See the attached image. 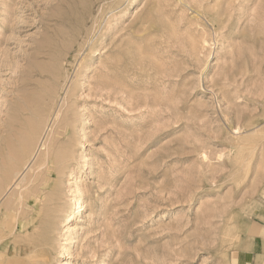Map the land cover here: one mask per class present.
<instances>
[{
	"label": "rangeland",
	"instance_id": "374dc122",
	"mask_svg": "<svg viewBox=\"0 0 264 264\" xmlns=\"http://www.w3.org/2000/svg\"><path fill=\"white\" fill-rule=\"evenodd\" d=\"M0 232V264H264V0H0Z\"/></svg>",
	"mask_w": 264,
	"mask_h": 264
},
{
	"label": "bare ground",
	"instance_id": "6f19581e",
	"mask_svg": "<svg viewBox=\"0 0 264 264\" xmlns=\"http://www.w3.org/2000/svg\"><path fill=\"white\" fill-rule=\"evenodd\" d=\"M47 95H49V94L47 93ZM37 105H38V104H37ZM34 123H35V122H34ZM32 124H33V122H32ZM41 130H42V129H41V125L38 124V125L34 126V129H32V133H34V134H36V135H39L40 132H41ZM66 130H67V129H66ZM60 136H61V135H60ZM59 141H60V140H59ZM54 144H55V143H54ZM8 145H10V144H8ZM49 145H50V144H49ZM32 146H33V143H32ZM44 146H45V145H44ZM50 147H51V146H50ZM20 148H21V147H20ZM16 151H17V150H16ZM48 151L50 152V150H48ZM48 151H47L46 153H47L48 161L50 162L49 164H51V163H53V162H54V164H55L56 162H61V161H62L61 158H59L57 155H56V156L50 155V154H52V153H51L52 151H51L50 153H49ZM54 152H55V151H54ZM48 153H49V154H48ZM56 154H57V153H56ZM28 157H29V156H28ZM44 157H45V156H44ZM2 158H3V157H2ZM30 158H31V157H30ZM58 159H60V160L57 161ZM62 159H64V158H62ZM65 159H66V158H65ZM45 161H46V160H45ZM55 161H56V162H55ZM24 162H25V161H24ZM40 162H41V161H40ZM25 163H27V162H25ZM63 163H64V162H63ZM40 164H41V163H40ZM43 164H45V163H43ZM47 164H48V163H47ZM58 164H59V163H57V166H58ZM41 165H42V164H41ZM41 165H40V166H41ZM52 165H53V164H52ZM64 165H65V164H64ZM54 166H55V165H54ZM57 166H56V168L58 169L59 166H58V167H57ZM43 167H44V166H43ZM50 167H51V165H50V166H49V165H46V172H47V177H48L49 181L52 182V178H53V176H54V173L57 171V169L55 168V171H54V169H51V168H54V167H51V168H50ZM61 167H62V166H61ZM61 167H59V168L61 169ZM41 168H42V167H41ZM62 169H64V166H63ZM62 169H61V171H64V170H65V169H64V170H62ZM42 171H44V170H42ZM42 171H40V172L43 173ZM61 171L59 170L57 173H59V175H60V174L62 175V172H61ZM3 172H4V171H3ZM44 172H45V171H44ZM57 173H56V174H57ZM45 175H46V174H45ZM59 175L57 174V176H59ZM56 178H58V177H56ZM60 178H61V177H60ZM57 180H58V179H57ZM57 180L55 179V181H57ZM49 181H48V182H49ZM58 181H60V180H58ZM58 181H57V183H58ZM44 183H45V182H44ZM58 185H60V182H59ZM58 185H57L56 183H53V182H52V183H51V187H52V189H53V191H52L53 193H48V192H47L48 194H51V195H50V200L52 201V203H53V202L55 203V201H56V199H57V198H56L57 194L61 192V191H59V189H61V188H59ZM44 186H45V185H44ZM60 186H61V185H60ZM47 187H48V186H47ZM43 189H45V188H43ZM45 190H46V189H45ZM48 190H49V189H48ZM41 191H42V190H41ZM39 192H40V191H39ZM39 192H38V193H39ZM43 192H45V191H43ZM49 192H50V191H49ZM27 193H28V192H27ZM47 193L45 192L44 194L46 195ZM44 194H43L42 196H44ZM46 196H47V195H46ZM46 196H44V197L46 198ZM38 197H39V196H38ZM47 197H48V196H47ZM42 199H43V198H42ZM47 199H48V198H47ZM33 200H34V199H33ZM40 201H42L41 204H43V201H44V200H41V199H40ZM56 202H57V201H56ZM52 203H50V204H52ZM81 208H82V207H81V205L79 204V205H78V209H77L78 212L81 211ZM38 209H39V208H38ZM55 210H56V209H55ZM17 211H18V210H17ZM19 211H20V210H19ZM37 211L39 212V210H37ZM51 212H52V211H51ZM51 212L48 214L49 217H50V215H51ZM78 212H77V213H78ZM36 213H37V212H36ZM44 213H45V212H44ZM47 213H48V212H47ZM38 214H39V213H37V215H38ZM41 214H42V213H41ZM48 215H47V216H48ZM45 216H46V215H45ZM47 216H46V217H47ZM20 217H21V216H20ZM38 217H40V216H38ZM43 217H44V216H43ZM51 217H52V216H51ZM51 217H50V218H51ZM16 218H17V217H16ZM19 219H20V218H19ZM53 220H54V219H53ZM1 221H2V223H3V220H1ZM51 222H52V221H51ZM15 223H16V222H15ZM23 223H24V222H23ZM51 224H52V223H51ZM50 229H51V228H50ZM23 231H24V230H23ZM28 231H29V230H28ZM51 232H53V230H52ZM0 233H1V232H0ZM7 233H8V232H7ZM22 233H23V232H22ZM22 233H21V234H22ZM18 234H19V233H18ZM0 235H1V234H0ZM2 235H3V234H2ZM6 235H7V234H6ZM11 235H12V234H11ZM13 235H15V234H13ZM13 235H12V236H13ZM7 236L9 237V234H8ZM17 236H18V235H17ZM19 236H20V235H19ZM15 237H16V236H15ZM5 238H6V237H5ZM10 238H12V237H10ZM18 238H19V237H18ZM23 238H24V237H23ZM26 238H27V237H26ZM30 238H31V237H30ZM30 238H29V239H30ZM15 239H16V238H15ZM29 239H28V243H29ZM45 239H46V238H45ZM13 240H14V239H13ZM13 240H12V242H13ZM22 240H23V239H22ZM30 240L33 242L32 239H30ZM14 241H15V240H14ZM18 241H21V239H20V240L18 239ZM42 241H43V240H42ZM15 242H16V241H15ZM21 242H22V241H21ZM21 242H20V243H21ZM33 243H35V242H33ZM33 243H32V244H33ZM40 243L43 244L44 241H43V242H40ZM14 244H15V243H14ZM16 244H17V243H16ZM29 244H31V243H29ZM32 244H31V245H32ZM19 245H20V244H19ZM19 245H18V246H19ZM27 245H28V244H27ZM14 246H15V245H14ZM28 246H29V245H28ZM32 246H33V245H32ZM1 247H4V245H2V244L0 243V248H1ZM15 247H16V246H15ZM16 249H17V248H16ZM32 249H33V247H32ZM34 249H35V248H34ZM36 249H37V248H36ZM0 251H1V250H0ZM30 251H31V250H30ZM32 251H33L32 253L35 252V250H32ZM6 252H7V251H6ZM15 252H16V251H15ZM29 253H30V252H29ZM1 254H2V253H1ZM1 254H0V255H1ZM6 254H7V253H6ZM35 254H36V253H35ZM35 254H32V255L30 254V256L28 255V258L31 257V256H33V255H35ZM13 255H14V254H13ZM15 255H16V253H15ZM38 255H39V254H38ZM2 257H3V256H2ZM11 257H13V256H11ZM9 258H10V257H9ZM9 258H8V259H9ZM14 258H16V256H15ZM28 258H27V260H28ZM31 258H32V257H31ZM34 258H35V257H34ZM9 260H10V259H9ZM12 260H13V259H11V262H13ZM24 260H26L25 257H24ZM27 260H26V261H27ZM34 260H35V259H34ZM36 260H38V258H37ZM36 260H35V261H36ZM39 260H40V259H39ZM6 261H7V260H6ZM1 262H2V261H0V263H1ZM11 262H10V263H11ZM36 262H37V261H36ZM36 262H35V264H36ZM8 263H9V261H8ZM26 264H28V263H26ZM29 264H30V263H29Z\"/></svg>",
	"mask_w": 264,
	"mask_h": 264
},
{
	"label": "crops",
	"instance_id": "0c3cea01",
	"mask_svg": "<svg viewBox=\"0 0 264 264\" xmlns=\"http://www.w3.org/2000/svg\"><path fill=\"white\" fill-rule=\"evenodd\" d=\"M252 254L264 257V236L261 234H256L251 241Z\"/></svg>",
	"mask_w": 264,
	"mask_h": 264
}]
</instances>
